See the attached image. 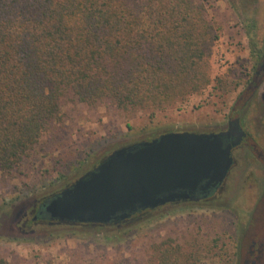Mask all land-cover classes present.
Returning <instances> with one entry per match:
<instances>
[{
	"label": "rangeland",
	"instance_id": "obj_1",
	"mask_svg": "<svg viewBox=\"0 0 264 264\" xmlns=\"http://www.w3.org/2000/svg\"><path fill=\"white\" fill-rule=\"evenodd\" d=\"M205 1L218 34L209 84L162 108L148 104L128 109L107 101H79L68 88L60 119L44 130L19 168L0 171V217L6 219L0 226V257L13 264H160L163 250L170 248L171 264L175 256L177 264H235L243 226L252 220L247 209L251 198L245 197L256 159L250 150L241 177L230 179L221 201L169 204L120 228L41 227L39 237L21 233L12 220L18 201L57 191L119 146L167 131H206L226 123L257 70L254 63L264 47V0ZM257 98L258 106L263 105L264 83ZM256 112L257 107L251 109L252 127L259 125L261 114ZM256 138L264 147L263 137Z\"/></svg>",
	"mask_w": 264,
	"mask_h": 264
},
{
	"label": "trees",
	"instance_id": "obj_2",
	"mask_svg": "<svg viewBox=\"0 0 264 264\" xmlns=\"http://www.w3.org/2000/svg\"><path fill=\"white\" fill-rule=\"evenodd\" d=\"M214 30L205 0H0V171L19 168L60 119L68 88L79 101L123 109L162 108L197 92L210 81ZM69 185L34 197L28 211ZM160 208L110 225L59 222L45 210L41 224L25 230L39 237L41 227L120 228ZM4 222L0 217L1 227ZM162 255L160 264H171L174 252L166 248ZM0 264L13 263L0 257Z\"/></svg>",
	"mask_w": 264,
	"mask_h": 264
},
{
	"label": "water",
	"instance_id": "obj_3",
	"mask_svg": "<svg viewBox=\"0 0 264 264\" xmlns=\"http://www.w3.org/2000/svg\"><path fill=\"white\" fill-rule=\"evenodd\" d=\"M224 136H234L224 146ZM239 118L222 132L168 131L120 146L45 204L52 220L107 224L143 209L188 199L225 179L233 163L231 146L243 139ZM35 198L18 201L13 222L27 215ZM15 219V220H14Z\"/></svg>",
	"mask_w": 264,
	"mask_h": 264
},
{
	"label": "flooded vegetation",
	"instance_id": "obj_4",
	"mask_svg": "<svg viewBox=\"0 0 264 264\" xmlns=\"http://www.w3.org/2000/svg\"><path fill=\"white\" fill-rule=\"evenodd\" d=\"M261 52L262 53L257 55V60L254 63V66L257 68V70L255 71V75L251 80H249V84L247 85L245 90L240 93V96H238L235 105L231 108L226 118V123L218 128L208 129L206 131H195L206 133H218L227 131L230 128L231 122L234 119L239 118L240 127L244 132V136L239 144L231 146L230 152L233 158V163L225 179L222 183H220L216 187H212L205 193L200 189H197L190 194V197L188 199H182L160 206L162 208L166 205L176 203H206L210 202L212 199L221 201L223 199L225 191L228 190V186L231 184L230 179L235 182L238 178L241 177L243 164H245L246 151H254L256 153V159L254 162V168L251 169L253 184H251L250 189L247 190L245 194V197L249 196L251 198L250 202L252 203L247 204V209L249 212H251L252 220L244 224L243 226L244 230L241 236L242 238H240V242L236 247L235 264H264V147H260L256 142V137H263L264 139V104L258 106L260 101L257 98V93H259V90L264 83V47L261 48ZM254 107H257L256 116L258 114H261V116L259 125L252 127V123L250 122L249 118L251 116V109ZM223 140L224 146L231 145L234 140V136H224ZM262 144L264 146V142ZM102 160H100V162ZM99 163L93 166L91 169L87 170L85 173L95 169L99 165ZM85 173H83L82 175H84ZM233 175H236L235 179ZM253 186L254 189H252ZM59 192L52 194L51 197L42 199L39 202L36 212H31L30 210L28 211V214L25 217L26 224H23V227H15V229L17 228L21 233L25 234L27 233V231L25 230L26 225L29 226V224H31L33 225V227H35L41 224L39 214H42L45 211V204L48 203L49 200ZM143 210H139L137 212ZM48 218L51 219L49 215ZM112 223L117 222H111L105 225H110ZM30 229L33 228L31 227Z\"/></svg>",
	"mask_w": 264,
	"mask_h": 264
}]
</instances>
